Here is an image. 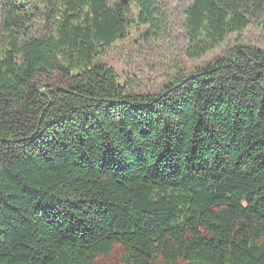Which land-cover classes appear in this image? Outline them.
<instances>
[{
    "label": "trees",
    "instance_id": "trees-1",
    "mask_svg": "<svg viewBox=\"0 0 264 264\" xmlns=\"http://www.w3.org/2000/svg\"><path fill=\"white\" fill-rule=\"evenodd\" d=\"M159 5L0 0V264H264V50L134 94L98 58L133 11L159 39ZM258 21L264 0H188L185 56Z\"/></svg>",
    "mask_w": 264,
    "mask_h": 264
},
{
    "label": "rangeland",
    "instance_id": "rangeland-1",
    "mask_svg": "<svg viewBox=\"0 0 264 264\" xmlns=\"http://www.w3.org/2000/svg\"><path fill=\"white\" fill-rule=\"evenodd\" d=\"M158 1L163 13L159 39L152 40L147 28L137 23L136 11H133L128 20L126 37L98 58V63L111 68L120 85L134 94L160 91L177 77L205 67L220 57H227L240 46L264 50V29L258 21L252 22L243 32L229 36L201 59L190 60L185 56L189 42L184 27L188 0ZM29 8L39 19L31 30L33 35L44 34L49 28L43 21L44 7L32 4Z\"/></svg>",
    "mask_w": 264,
    "mask_h": 264
}]
</instances>
